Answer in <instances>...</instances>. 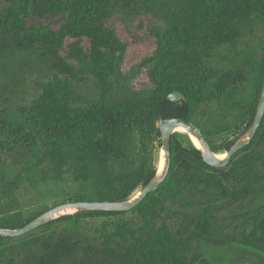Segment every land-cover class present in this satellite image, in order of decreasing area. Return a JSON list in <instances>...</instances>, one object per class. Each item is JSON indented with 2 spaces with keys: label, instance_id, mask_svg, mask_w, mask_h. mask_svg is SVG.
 Segmentation results:
<instances>
[{
  "label": "trees",
  "instance_id": "obj_1",
  "mask_svg": "<svg viewBox=\"0 0 264 264\" xmlns=\"http://www.w3.org/2000/svg\"><path fill=\"white\" fill-rule=\"evenodd\" d=\"M122 14H150L158 19L152 30L154 48L147 59L152 88L144 97L113 102L109 98L113 52L119 49V42L108 22ZM58 16L63 20L57 27L45 21ZM257 27L264 30V0H4L0 9V64L15 60L17 52L34 53L56 61L63 78L54 75L41 82L39 95L29 105L0 116V227H21L46 210L48 207L24 218L16 211L14 194L22 187L59 180L65 171L78 184L66 200L130 198L154 175L156 165L144 156L134 172L117 170L114 161L122 155L126 133L133 129L143 144L155 138L161 147L160 118L179 117L192 123L201 104L244 81V67L206 66L204 62L225 47L240 54V46ZM83 39L88 42L86 52L77 43L69 45L83 64L75 70L60 51L66 42ZM245 57L257 66L252 99L245 111L246 128L253 119L264 78V53L257 62L253 53ZM83 73L92 75L100 90L94 99L81 100L70 83L71 79L85 78ZM173 91L181 92L185 99L168 100L166 95ZM177 135L172 133L170 138L166 178L135 207L128 211H79L42 225L110 218L101 228L97 248L80 247L76 240L60 237L44 240L43 250L26 263L9 258L4 264H62L73 260L79 250L84 264H206L202 253L193 250L194 244H227L212 228V209L175 213L165 202L179 200L193 186L214 185L222 195L239 197L243 191L236 190L232 182L249 175L257 162L264 164V152L259 149L264 144V114L251 141L223 165L234 166L226 172L221 171L223 166L207 165L200 150L192 143L183 145ZM231 143L233 140L223 150ZM17 149L25 150L24 159L3 158ZM206 169L219 175L204 172ZM162 187L163 194H156ZM127 213L132 216L125 218ZM172 218L175 223L170 222ZM241 237L240 244L264 257V217L256 219ZM9 238L0 235V252Z\"/></svg>",
  "mask_w": 264,
  "mask_h": 264
},
{
  "label": "rangeland",
  "instance_id": "obj_2",
  "mask_svg": "<svg viewBox=\"0 0 264 264\" xmlns=\"http://www.w3.org/2000/svg\"><path fill=\"white\" fill-rule=\"evenodd\" d=\"M3 5L4 0H0V9ZM62 20L61 16L45 19L53 27H57ZM157 23L158 19L150 14L135 17H128L126 14L114 15L108 22L119 42V49L113 52L112 88L109 95L111 101L144 97L151 90L152 85L147 77V59L154 48L152 30ZM73 43H77L82 51L86 52L88 48L86 39L71 40L66 42L60 51V56L78 70L83 64L73 55L69 47ZM240 51L241 53L236 55L229 47L221 48L211 59L204 62L206 66L237 65L245 68L244 81L223 89L216 99L201 104L193 114L191 124L199 131L201 129L204 131L202 136L210 148L216 149L214 151L216 155L224 154V145L232 140L234 142L247 128L244 127L245 111L252 99L257 66L250 65L251 61L245 56L253 53L255 62L259 60L264 53V30L257 27L254 35L240 46ZM54 75L63 78L62 73L59 74L56 61L47 60L34 53L17 52L15 60L0 64V116L14 113L17 106L29 105L40 93L39 84ZM82 75H85V78L70 80L72 87L81 100L96 98L100 90L94 77L88 73ZM174 133L178 134L183 145H191L185 133L179 131ZM160 149L157 139L152 138L143 144L137 133L131 129L126 133L122 155L114 161V164L119 172L130 173L137 169L142 157L149 156L157 166ZM259 149L264 152V144ZM25 156V150L17 149L5 154L3 158L14 161L22 160ZM231 169H234L233 165H226L221 171L226 172ZM204 172L219 175L218 172L209 169ZM232 183L236 190L243 191L236 199L220 194L214 185L208 188L193 186L179 196V200L167 199L165 204L175 213L197 214L205 207L212 209L214 213L212 228L217 235L227 240V244L215 245L206 241L194 244L193 250L202 253L206 264H264V257L258 250L238 242L243 233H248L252 229L256 219L264 217V164L257 162L251 168L249 175ZM77 185L69 171H65L59 180L37 184L35 188L22 187L14 194L16 211L25 218L44 207L71 201L66 198ZM227 186L230 188V183H227ZM163 188H160L156 194H163ZM138 190L139 188L131 194V197L135 196ZM68 213L75 212L68 211ZM131 216L127 213L125 218ZM110 220L100 217L86 218L78 223L58 221L46 227L41 225L21 236L10 237L1 247L0 264H4L9 258L15 259L18 263H26L43 250L44 240H56L60 237H70L76 240L80 247L89 245L97 248L101 242V228ZM169 220L171 223L176 221L175 218ZM78 253L73 260H66L62 264H84L81 250Z\"/></svg>",
  "mask_w": 264,
  "mask_h": 264
},
{
  "label": "water",
  "instance_id": "obj_3",
  "mask_svg": "<svg viewBox=\"0 0 264 264\" xmlns=\"http://www.w3.org/2000/svg\"><path fill=\"white\" fill-rule=\"evenodd\" d=\"M166 98L170 101H179L184 100V95L179 91H173L166 95ZM264 114V78L262 81V86L260 89L255 113L253 119L246 130L239 136L227 150H224V157H217L216 153L210 148L208 143L203 138L199 129L179 117H168L160 118L157 122V128L160 133V143L161 150L163 152V165L161 169H158L156 166V171L154 175L137 191V195L124 199V200H81V201H65L58 203L51 207H48L46 210L35 216L25 225L18 228H9V227H0V235L2 236H21L27 232L32 231L33 229L44 225L62 215L72 214L68 211L79 212V211H128L139 204L148 193L156 189L160 183L166 178L171 162V153H170V138L174 129L178 126H182L188 133L192 134L198 140L200 147H197L200 150V155L202 160L210 166L220 167L229 162L233 155H235L240 149L245 147L251 139L254 137L257 128L260 125Z\"/></svg>",
  "mask_w": 264,
  "mask_h": 264
},
{
  "label": "bare ground",
  "instance_id": "obj_4",
  "mask_svg": "<svg viewBox=\"0 0 264 264\" xmlns=\"http://www.w3.org/2000/svg\"><path fill=\"white\" fill-rule=\"evenodd\" d=\"M174 131H179V132H182V133H185L188 137V139L190 140V142L197 148V147H200V144L198 142V140L196 139L195 136H193L192 134L188 133L182 126H178L174 129ZM225 153L223 154H219L217 155V157L219 158H222L224 157ZM163 165V156H162V150L160 149L159 150V155H158V163H157V166H158V169L160 170L161 167ZM137 195V194H136Z\"/></svg>",
  "mask_w": 264,
  "mask_h": 264
}]
</instances>
